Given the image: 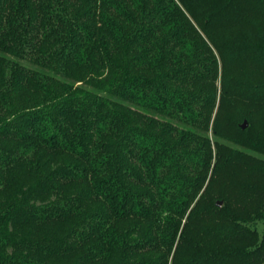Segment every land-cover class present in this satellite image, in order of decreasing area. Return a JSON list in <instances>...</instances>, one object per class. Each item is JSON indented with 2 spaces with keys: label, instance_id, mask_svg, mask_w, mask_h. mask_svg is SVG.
Instances as JSON below:
<instances>
[{
  "label": "trees",
  "instance_id": "obj_1",
  "mask_svg": "<svg viewBox=\"0 0 264 264\" xmlns=\"http://www.w3.org/2000/svg\"><path fill=\"white\" fill-rule=\"evenodd\" d=\"M0 264H264V0H0Z\"/></svg>",
  "mask_w": 264,
  "mask_h": 264
},
{
  "label": "water",
  "instance_id": "obj_2",
  "mask_svg": "<svg viewBox=\"0 0 264 264\" xmlns=\"http://www.w3.org/2000/svg\"><path fill=\"white\" fill-rule=\"evenodd\" d=\"M246 127H247V123H246V121H243L242 124H240V128L245 129ZM221 205H222L221 201L216 202V206L220 207Z\"/></svg>",
  "mask_w": 264,
  "mask_h": 264
}]
</instances>
